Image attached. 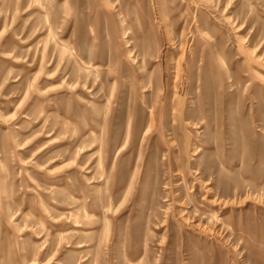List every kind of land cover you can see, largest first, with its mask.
Wrapping results in <instances>:
<instances>
[{
    "label": "rangeland",
    "instance_id": "1",
    "mask_svg": "<svg viewBox=\"0 0 264 264\" xmlns=\"http://www.w3.org/2000/svg\"><path fill=\"white\" fill-rule=\"evenodd\" d=\"M0 264H264V0H0Z\"/></svg>",
    "mask_w": 264,
    "mask_h": 264
},
{
    "label": "bare ground",
    "instance_id": "2",
    "mask_svg": "<svg viewBox=\"0 0 264 264\" xmlns=\"http://www.w3.org/2000/svg\"><path fill=\"white\" fill-rule=\"evenodd\" d=\"M187 220V219H186Z\"/></svg>",
    "mask_w": 264,
    "mask_h": 264
}]
</instances>
